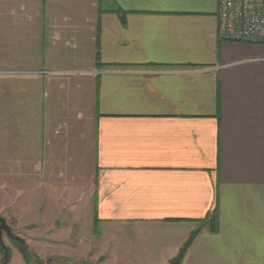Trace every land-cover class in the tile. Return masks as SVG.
Here are the masks:
<instances>
[{"label": "crops", "instance_id": "0c3cea01", "mask_svg": "<svg viewBox=\"0 0 264 264\" xmlns=\"http://www.w3.org/2000/svg\"><path fill=\"white\" fill-rule=\"evenodd\" d=\"M217 7L0 0L4 202L78 205L157 240L148 264L214 212L180 264H264V45L220 40Z\"/></svg>", "mask_w": 264, "mask_h": 264}, {"label": "rangeland", "instance_id": "374dc122", "mask_svg": "<svg viewBox=\"0 0 264 264\" xmlns=\"http://www.w3.org/2000/svg\"><path fill=\"white\" fill-rule=\"evenodd\" d=\"M0 166L4 172L5 166ZM0 182H3L2 178ZM0 207L3 208L0 209V217L5 219L12 233L21 237L27 245V258H24L18 246L3 234L2 241L8 249L4 264H119L124 263V260L113 259L114 247L118 256L125 252L124 246L133 250L134 241L138 242L135 249L140 248L152 257L139 263L160 262L157 240L144 236L137 239L133 234L124 235L123 230L117 235H110L108 231L100 229V222L94 226V217L97 218L95 214L91 219L92 214L81 213L78 205L54 206L50 211H47V205L36 213L28 202L6 203L0 195ZM2 257L3 251H0V264H3Z\"/></svg>", "mask_w": 264, "mask_h": 264}, {"label": "built area", "instance_id": "2783aa9c", "mask_svg": "<svg viewBox=\"0 0 264 264\" xmlns=\"http://www.w3.org/2000/svg\"><path fill=\"white\" fill-rule=\"evenodd\" d=\"M216 19L220 40L264 45V0H218Z\"/></svg>", "mask_w": 264, "mask_h": 264}, {"label": "trees", "instance_id": "16d2710c", "mask_svg": "<svg viewBox=\"0 0 264 264\" xmlns=\"http://www.w3.org/2000/svg\"><path fill=\"white\" fill-rule=\"evenodd\" d=\"M99 222L100 220L94 217V226H96ZM197 222H198V227L194 231L190 232L186 240L182 243L178 253L172 259L169 260L168 264H180L181 263L187 248L189 247V245L191 244L195 236L202 230L204 226L208 227L210 231L216 230V217H215L214 212L210 214L208 219H204L202 221H197ZM13 242L21 250V252L24 255V258H27V251L23 247H21V245L17 243L16 241H13ZM0 251H2L1 246H0ZM2 263L4 264V262ZM64 264H69V263H64Z\"/></svg>", "mask_w": 264, "mask_h": 264}, {"label": "water", "instance_id": "95a60500", "mask_svg": "<svg viewBox=\"0 0 264 264\" xmlns=\"http://www.w3.org/2000/svg\"><path fill=\"white\" fill-rule=\"evenodd\" d=\"M3 234H5L9 239L18 242L25 250L27 249V245L25 241L21 237L13 234L11 231V228L7 225L5 219L3 217H0V246L3 251V257L1 259V262H5L7 260V255H8V249L3 244V241H2Z\"/></svg>", "mask_w": 264, "mask_h": 264}, {"label": "bare ground", "instance_id": "6f19581e", "mask_svg": "<svg viewBox=\"0 0 264 264\" xmlns=\"http://www.w3.org/2000/svg\"><path fill=\"white\" fill-rule=\"evenodd\" d=\"M13 241V240H12Z\"/></svg>", "mask_w": 264, "mask_h": 264}]
</instances>
